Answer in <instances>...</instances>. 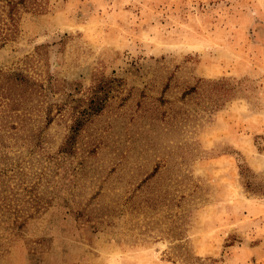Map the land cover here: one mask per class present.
Returning a JSON list of instances; mask_svg holds the SVG:
<instances>
[{"label":"rangeland","instance_id":"rangeland-1","mask_svg":"<svg viewBox=\"0 0 264 264\" xmlns=\"http://www.w3.org/2000/svg\"><path fill=\"white\" fill-rule=\"evenodd\" d=\"M0 264H264V0H0Z\"/></svg>","mask_w":264,"mask_h":264}]
</instances>
